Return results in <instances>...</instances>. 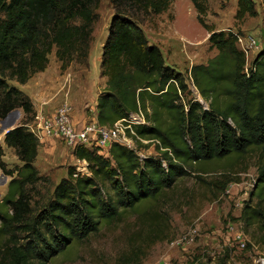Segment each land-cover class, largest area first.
<instances>
[{
	"label": "trees",
	"instance_id": "trees-1",
	"mask_svg": "<svg viewBox=\"0 0 264 264\" xmlns=\"http://www.w3.org/2000/svg\"><path fill=\"white\" fill-rule=\"evenodd\" d=\"M170 1L111 0L115 6L132 2L154 13L164 11ZM191 1L198 21L208 30L209 47L217 50L206 63L188 69L207 106L193 98L185 102L184 96L191 91L184 74L165 63L160 48L149 43L133 19L115 14L102 46L100 75L106 77V84L97 97L95 116L99 124L110 126L128 112L142 109L150 124L135 125V134L128 131V135L139 148L149 143L137 137L157 139L158 154L140 158L118 143L111 144L108 156L76 147L73 155L86 162L90 175H74L70 166L52 195L46 199L41 195L32 204L30 191L46 178L34 165L38 140L24 124L7 130L4 142L21 163L6 169L0 160L1 171L10 176L0 201V264H48L73 241L86 239L103 222L115 220L126 210L134 211L146 228L144 244L165 241L168 219L160 211H151L153 203L189 172L214 192L224 191L239 177L223 170L206 181L201 173L209 172L215 161L235 160L252 151L261 160L255 195L258 203L264 202V50L246 72L244 52L237 47L238 33L208 27L203 20L207 0ZM98 3L0 0V119L14 108L33 114L30 98L8 81L23 84L43 71L53 47L61 70L75 58L87 56ZM236 4V20L257 14L253 0H236ZM106 184L112 193L105 192ZM238 219L245 228L256 226L264 233L260 204L246 202ZM136 235L140 239L141 231ZM133 256H137L134 251ZM228 258L225 255L216 264H228ZM136 260L126 258L124 264Z\"/></svg>",
	"mask_w": 264,
	"mask_h": 264
},
{
	"label": "rangeland",
	"instance_id": "rangeland-1",
	"mask_svg": "<svg viewBox=\"0 0 264 264\" xmlns=\"http://www.w3.org/2000/svg\"><path fill=\"white\" fill-rule=\"evenodd\" d=\"M253 1L257 14L246 15L243 19L236 20L234 17L236 0H207V11L203 17L204 23L215 31L231 30L242 36L252 35L258 40V49L250 52L246 59L247 68L256 54L264 50V0ZM94 12L92 38L85 58H75L61 70V62L55 55V47L48 54L49 64L44 73L52 74L54 82L59 85L54 97L56 104L48 111L67 102L72 108V118H75L79 109L75 105V94L79 100L85 98L91 102L97 90L86 91V87L99 81L102 46L108 35L110 20L118 12L133 19L142 28L149 43L160 48L165 63L184 74L191 91L184 96V101L193 98L207 106L208 103L194 88L188 69L193 64L206 63L216 50L209 47L208 30L198 21L191 0H172L160 13L144 11L132 2L115 6L111 0H99ZM237 47L241 49L238 43ZM8 82L23 91L24 83L20 84L14 80ZM90 109L91 104L84 110L85 120L94 116V111ZM3 118L0 119V142L4 126L24 124L28 129L26 124L31 116L21 108H14L8 112L5 119ZM55 145L56 147L52 146L53 148H49L46 153L49 157L46 164L40 163L36 167L46 178L36 183L35 190L30 191L32 204L39 200L41 195H44L45 199L50 197L55 184L67 176V169L70 166L75 167L76 173L90 175L86 162L82 160L77 162V159L72 157L73 152L70 148L59 142ZM136 147L145 153L158 154L150 143L147 147ZM1 153L3 155V148L0 146ZM4 155V158L0 155V160H6L4 162L6 169L20 165L13 148ZM260 165L261 160L255 151L235 160L223 158L213 162L208 168L209 172L201 173V177L206 181L214 179L223 170L229 172L232 177H239V182H231L220 192H214L206 182L195 178L194 173L189 172L188 175L179 178L164 194V198H160L153 203V208L151 207V211H160L168 219V237L165 241L150 246L144 244L146 228L141 226V221L134 211L126 210L115 220L103 222L99 230L86 239L73 241L64 252L48 264H124L126 258L136 257L135 263L130 264H216L225 255L229 257L228 264H255L259 257L264 258V233L256 226L245 228L238 218L246 202L252 206L260 204L264 209V202L258 203L255 195ZM6 179H10V176L0 174V184ZM104 190L112 193L108 184ZM228 224L233 225L232 230H228ZM139 231L140 239L136 235ZM234 234L243 235L244 249L231 240ZM138 246L141 247L139 250L134 249ZM133 251L137 256H133Z\"/></svg>",
	"mask_w": 264,
	"mask_h": 264
},
{
	"label": "built area",
	"instance_id": "built-area-1",
	"mask_svg": "<svg viewBox=\"0 0 264 264\" xmlns=\"http://www.w3.org/2000/svg\"><path fill=\"white\" fill-rule=\"evenodd\" d=\"M236 37L237 43L241 45V50L244 52L245 59H247L250 52L259 47L258 40L252 35L242 36L237 34ZM245 71H248L247 63ZM71 109L69 103L63 102L52 111L34 110L31 119L26 125L28 126V130L36 136L38 144H43L46 141L54 144L59 142L72 151L76 147H85L95 150L103 156H108L111 144L118 143L133 149L140 158L157 155L145 153L144 150H138L135 140L128 135V131L131 134H135L133 131L135 125L150 124L142 109L138 108L135 111L128 112L125 117L116 120L110 126L99 124L96 116L77 123L72 118ZM137 138L144 144L150 143L154 147L160 145L157 139ZM82 161L85 162L84 160ZM163 166L166 167L165 162H163ZM74 175H76V172ZM227 228L228 230H232L233 225L228 224ZM231 240L236 242L241 249L245 248L243 235L234 234ZM255 264H264V258L259 257Z\"/></svg>",
	"mask_w": 264,
	"mask_h": 264
},
{
	"label": "crops",
	"instance_id": "crops-1",
	"mask_svg": "<svg viewBox=\"0 0 264 264\" xmlns=\"http://www.w3.org/2000/svg\"><path fill=\"white\" fill-rule=\"evenodd\" d=\"M212 49L216 50L215 48H212ZM216 52H217V50H216ZM48 64H49V62H48ZM48 64H47V66H48ZM47 68L48 67H46L43 71L34 73L27 80V82H25L24 85L22 86V89H23L24 93L30 98V100H31V102L33 104L34 110L48 111L49 108H51L52 106H54L56 104L55 103L56 100H55L54 97H55V91H57L59 89V85L54 82V77H53L52 74L47 75V74L44 73ZM31 81H32V83L30 84ZM75 84H76V82H75ZM105 84H106V77L100 75L99 81L97 83H95V84L93 83V85L89 84V86H88L89 88L85 86L86 87V91L88 89H89L90 92H95V90H97V93H95V96H93L91 98V102L86 100L85 98L82 99V100H79L77 98L76 94H75V105H77V107H79L77 116H75V118H73L75 122L80 123L83 120H85L86 115H85L84 110L86 108H89L90 104H91V109L90 110L94 111L93 115L95 116V114H96V100H97L98 95L102 91L101 89H103L105 87ZM76 92H77V87L75 85V93ZM14 126H12V127H14ZM12 127L4 126V128H3V130H4L3 137H4L5 132L7 130H9L10 128H12ZM3 137L1 138L2 141L0 142V146L3 148V155H1L2 158L5 157L4 154L7 151L10 152L12 150L11 147H8L3 142ZM52 146L56 147V145L54 143L50 142V141H46L43 144H39L38 150H37V156H36V158L34 160V165L36 167L40 163L46 164V160L49 158V157H47L46 153L48 152L49 148H53ZM72 157L74 159L76 158L73 155V153H72ZM3 162H6V160L3 159ZM77 162H81V160L77 159ZM74 164H75V162L72 163V165H74ZM73 168H75V167H73ZM0 174L4 176L3 172L1 171V169H0ZM8 180L9 179H6V180L3 181L2 184H0V198L1 199H2V197L4 195V193L6 192ZM1 199H0V201H1Z\"/></svg>",
	"mask_w": 264,
	"mask_h": 264
},
{
	"label": "water",
	"instance_id": "water-1",
	"mask_svg": "<svg viewBox=\"0 0 264 264\" xmlns=\"http://www.w3.org/2000/svg\"><path fill=\"white\" fill-rule=\"evenodd\" d=\"M7 115H8V113L6 114V116L3 119H5L7 117Z\"/></svg>",
	"mask_w": 264,
	"mask_h": 264
},
{
	"label": "bare ground",
	"instance_id": "bare-ground-1",
	"mask_svg": "<svg viewBox=\"0 0 264 264\" xmlns=\"http://www.w3.org/2000/svg\"><path fill=\"white\" fill-rule=\"evenodd\" d=\"M84 171H86V168L84 167Z\"/></svg>",
	"mask_w": 264,
	"mask_h": 264
}]
</instances>
